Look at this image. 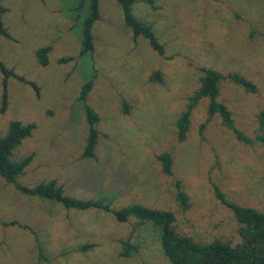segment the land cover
Returning <instances> with one entry per match:
<instances>
[{
    "label": "rangeland",
    "instance_id": "374dc122",
    "mask_svg": "<svg viewBox=\"0 0 264 264\" xmlns=\"http://www.w3.org/2000/svg\"><path fill=\"white\" fill-rule=\"evenodd\" d=\"M78 0H4L10 37L0 39L7 105L0 131L10 121L35 128L13 158L33 153L19 182L32 186L55 179L77 198L105 196L112 207L131 203L169 210L175 229L199 242L236 244L240 224L216 196L264 212V147L244 143L218 115L200 134L208 99L194 106L186 136L177 138L178 117L198 88L202 68L239 72L253 81L248 92L230 81L219 100L235 126L253 137L264 109V0H136L134 14L151 22L164 46L160 55L143 37L133 39L115 0H99L94 48L79 55ZM50 45L47 64L36 49ZM159 71L162 80L150 79ZM22 77L20 79L19 77ZM4 74L0 70V108ZM92 80L86 102L97 113L94 157H83L87 121L79 94ZM168 151L172 173L157 155ZM187 194L184 210L175 181ZM136 245L123 255L125 244ZM92 244L83 249L82 246ZM0 264H171L158 229L130 216L119 221L100 209H69L20 193L0 176Z\"/></svg>",
    "mask_w": 264,
    "mask_h": 264
},
{
    "label": "trees",
    "instance_id": "16d2710c",
    "mask_svg": "<svg viewBox=\"0 0 264 264\" xmlns=\"http://www.w3.org/2000/svg\"><path fill=\"white\" fill-rule=\"evenodd\" d=\"M121 7L123 21L131 30L133 39L145 38L149 45L158 54L163 55L165 50L159 41L151 22H148L135 15L134 4L136 0H115ZM152 2V0H149ZM4 0H0V39L10 37V33L4 23L3 16L7 11ZM79 15L84 12L81 20V41L79 55L91 53L94 48L93 27L96 21L100 20L99 0H78L74 7ZM51 46L46 45L36 49L38 61L47 64V54ZM0 70L4 74L3 93L1 97L0 111L4 112L7 105L6 78L13 74L0 60ZM202 75L198 88L187 99L185 110L180 114L176 122L177 138L182 141L188 130L190 115L194 106L202 98L208 99L207 117L200 125L199 132L202 134L206 123L215 115L221 118L222 124L233 132L235 137L247 144L257 142L264 147V109L256 115L258 131L253 137L238 129L232 117L231 110L225 103L219 100L220 86L223 81H230L241 86L248 92L257 90L256 84L239 72L222 73L212 68H202ZM20 79L22 77L17 76ZM151 80L161 81L162 75L155 71L150 75ZM92 80L85 81L80 90L79 99L83 104L86 121L87 136L83 147V157H94V150L98 142V129L96 127L99 117L93 108L86 102L87 94L91 90ZM35 124L24 123L20 120L10 121L6 132L0 131V176L13 185L20 193L31 196H38L42 199L51 200L61 204L65 208L87 210L100 209L112 213L117 220L127 221L130 216L136 217L143 222H149L158 229L159 240L164 255L171 264H264V212L250 206H243L228 200L218 189L216 196L234 214L240 224L239 233L241 239L236 244L215 238L208 242H199L190 236L179 233L174 226V215L169 210L152 208L140 203H131L119 208L112 207V201L105 196L97 198H77L65 193L62 185L55 179L43 180L32 186L19 182V178L25 174L27 166L31 163L33 153H29L20 159L13 158L14 150L21 142L30 137ZM164 174L172 173V156L170 152L164 151L157 155ZM176 197L182 209L189 207L187 194L182 189L181 182L175 181ZM123 255L136 250V245L129 241L124 242ZM92 246L87 244L83 249Z\"/></svg>",
    "mask_w": 264,
    "mask_h": 264
}]
</instances>
